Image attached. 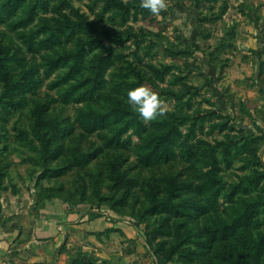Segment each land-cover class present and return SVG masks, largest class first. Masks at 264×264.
I'll list each match as a JSON object with an SVG mask.
<instances>
[{
  "label": "rangeland",
  "instance_id": "1",
  "mask_svg": "<svg viewBox=\"0 0 264 264\" xmlns=\"http://www.w3.org/2000/svg\"><path fill=\"white\" fill-rule=\"evenodd\" d=\"M167 4L0 0L9 264H264V46L238 49L264 0Z\"/></svg>",
  "mask_w": 264,
  "mask_h": 264
},
{
  "label": "clouds",
  "instance_id": "2",
  "mask_svg": "<svg viewBox=\"0 0 264 264\" xmlns=\"http://www.w3.org/2000/svg\"><path fill=\"white\" fill-rule=\"evenodd\" d=\"M140 6L154 15H161L168 4L167 0H140ZM127 102L145 120L154 119L166 111L164 101L159 94L145 85L129 88Z\"/></svg>",
  "mask_w": 264,
  "mask_h": 264
},
{
  "label": "crops",
  "instance_id": "3",
  "mask_svg": "<svg viewBox=\"0 0 264 264\" xmlns=\"http://www.w3.org/2000/svg\"><path fill=\"white\" fill-rule=\"evenodd\" d=\"M255 19L256 18L246 19L244 22H242V27L238 29V31L242 33L240 34L243 36V38H241L242 40L239 41L238 43V49L243 50L244 53H251L250 51L256 50L257 53L260 54L264 46V27H263L264 18H259L257 22L255 21ZM253 20L255 21L254 23H253ZM246 22L250 23L251 25H248ZM262 62H263L262 65H263V70H264V59H262ZM245 66L247 68V65ZM235 72H239V71L237 70ZM238 75L239 77L244 76L240 73H238ZM257 82H258L257 84H259L261 87L264 88L263 74L258 77ZM252 93H254V91ZM260 103H261L260 111H258L256 115L260 117L259 119H264V112H263L264 111V100L262 99ZM62 214H63L62 215L63 219L65 220L71 219L72 215L67 216V213L65 214L64 212H62ZM11 252L12 251L9 247L7 238L4 237V235H0V264H9L8 263L9 260L7 257H9Z\"/></svg>",
  "mask_w": 264,
  "mask_h": 264
}]
</instances>
